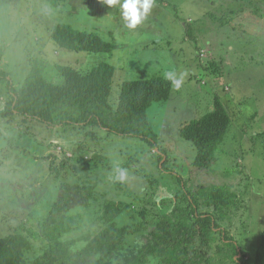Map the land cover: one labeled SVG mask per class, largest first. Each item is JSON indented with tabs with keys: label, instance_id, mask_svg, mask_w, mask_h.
<instances>
[{
	"label": "rangeland",
	"instance_id": "1",
	"mask_svg": "<svg viewBox=\"0 0 264 264\" xmlns=\"http://www.w3.org/2000/svg\"><path fill=\"white\" fill-rule=\"evenodd\" d=\"M262 3L154 0L150 13L134 30L125 27L119 4L109 7L99 0H66L59 7L51 0H18L1 6L0 111L11 100V89L22 88L33 67L55 82L60 80V65L88 71L102 62L111 64L113 110L127 81L164 77L167 71L186 76L181 89L172 87L168 101L155 102L147 110L152 132L148 139L88 125L51 127L17 114L0 118V238L22 234L41 254L47 247L44 221L67 185L95 187L88 203L69 211L83 232L89 226L98 230L100 225L93 220L105 199L132 203V210L118 223L135 227V212L141 206L158 208L162 201L175 200L199 185H225L242 206L216 230L211 255L221 244L222 231L229 237L226 242L236 244L235 259L254 264L264 229ZM59 24L95 33L115 49L111 53L59 49L51 39ZM202 51L208 56L201 58ZM211 62L217 64L213 70ZM215 99L227 108L232 126L216 148L214 161L200 169L195 165L197 148L182 137L181 128L212 111ZM92 132L95 139L89 135ZM63 150L72 162L64 171L51 170L47 157L55 155L59 168ZM114 163L128 171L124 189L112 179ZM76 233L64 236L68 239ZM149 241V236L137 232L131 247L117 254L114 262L133 261ZM25 261L34 264L33 255Z\"/></svg>",
	"mask_w": 264,
	"mask_h": 264
},
{
	"label": "trees",
	"instance_id": "2",
	"mask_svg": "<svg viewBox=\"0 0 264 264\" xmlns=\"http://www.w3.org/2000/svg\"><path fill=\"white\" fill-rule=\"evenodd\" d=\"M15 1L18 0H0V7ZM65 1L51 0L55 7ZM262 10L264 13V8ZM51 39L59 49L71 52L111 53L115 49V45L95 33L64 24L53 28ZM216 65L211 62L209 68L213 70ZM57 70L60 80L51 82L44 77L42 69L33 67L24 86L11 89V100L0 111V118L17 114L38 119L51 127L88 125L148 139L152 132L147 110L155 102L168 101L172 92L170 81L162 76L127 81L122 85L118 108L113 110L109 97L115 68L111 64L102 62L88 71L60 65ZM231 126L227 108L215 99L212 111L181 128L182 137L197 148L195 165L198 168L205 169L214 161V152ZM89 135L95 139L93 132ZM62 153L59 168L55 155L47 157L51 170L64 171L72 162L64 150ZM82 164L86 165L84 161ZM118 188L124 189L125 184L118 183ZM94 193V186H65L43 224L46 249L38 254L30 239L18 233L0 238V264H26L25 260L31 255L34 264H117L114 257L131 247V239L137 232L149 236L150 241L140 255L127 264H248L235 259L239 255L236 244L226 242L229 237L222 231L219 232L223 237L221 244L211 255L216 230L230 222L232 211L242 206L238 195L228 186L199 185L175 200L162 201L158 208L141 206L135 212V227L118 223L132 210V203L105 199L93 220L94 225H100L98 230L89 226L83 232L78 221L69 216V211L78 204L88 203ZM73 232L77 233L65 238L64 235ZM215 255L221 257L216 259ZM254 264H264V229Z\"/></svg>",
	"mask_w": 264,
	"mask_h": 264
},
{
	"label": "clouds",
	"instance_id": "3",
	"mask_svg": "<svg viewBox=\"0 0 264 264\" xmlns=\"http://www.w3.org/2000/svg\"><path fill=\"white\" fill-rule=\"evenodd\" d=\"M99 2L109 7L119 4L125 27L134 30L146 19L153 7L154 0H99ZM185 76L184 72L178 74L174 71H167L164 73V79L170 81L176 90L181 89ZM112 172L114 181L124 182L127 179V169L120 167L118 163H114Z\"/></svg>",
	"mask_w": 264,
	"mask_h": 264
},
{
	"label": "built area",
	"instance_id": "4",
	"mask_svg": "<svg viewBox=\"0 0 264 264\" xmlns=\"http://www.w3.org/2000/svg\"><path fill=\"white\" fill-rule=\"evenodd\" d=\"M207 52H208V51H207ZM205 56H208V54H205V52L202 51L201 54H200V57L202 58V57H205Z\"/></svg>",
	"mask_w": 264,
	"mask_h": 264
}]
</instances>
